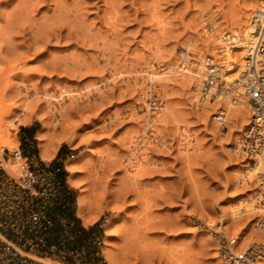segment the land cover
<instances>
[{"label": "rangeland", "instance_id": "rangeland-1", "mask_svg": "<svg viewBox=\"0 0 264 264\" xmlns=\"http://www.w3.org/2000/svg\"><path fill=\"white\" fill-rule=\"evenodd\" d=\"M258 1L0 0L2 129L18 150L29 144L40 159L36 137L47 124L44 142L69 151L45 162L62 166L66 182L64 157L81 154L71 162L81 186L66 183L72 205L59 215L53 243L105 259L107 239L121 264H227L220 256L223 238L239 236L233 252L264 246V232L256 230L260 207L249 208L261 191L255 176L242 185L252 166L235 150L246 126H226V119L224 132V125L216 128L218 94L213 101L194 97L196 84L186 85L176 72L206 35L232 34L226 28L243 12L250 23ZM235 85L224 86L228 100L239 96ZM25 103L36 111L26 143ZM152 128L157 133L150 136ZM140 135L145 138L133 148ZM13 152L0 147L5 168ZM129 159L143 167L134 185ZM80 193L97 216L88 226L77 217Z\"/></svg>", "mask_w": 264, "mask_h": 264}, {"label": "built area", "instance_id": "built-area-1", "mask_svg": "<svg viewBox=\"0 0 264 264\" xmlns=\"http://www.w3.org/2000/svg\"><path fill=\"white\" fill-rule=\"evenodd\" d=\"M249 24L250 45L237 83L252 112L249 124L242 130L238 150L249 165L257 167L255 178L264 199V5L254 10ZM204 67L207 70L198 88L200 98L213 101L217 92L228 96L229 89L224 88L212 57L206 58ZM224 119L223 112L212 115L217 124ZM226 129L224 125L221 131ZM13 158L20 159L17 174L0 163V264H45L38 258L68 260L69 264H108L102 256L86 259L79 250L66 252L61 244L53 243L59 215L71 208L73 200L62 176L63 167L34 155L23 156L21 150L14 151ZM261 206L264 208V201ZM258 224L264 229V215ZM236 240H221L220 256L227 264H253L264 256V246L255 244L245 251L233 252Z\"/></svg>", "mask_w": 264, "mask_h": 264}, {"label": "bare ground", "instance_id": "bare-ground-1", "mask_svg": "<svg viewBox=\"0 0 264 264\" xmlns=\"http://www.w3.org/2000/svg\"><path fill=\"white\" fill-rule=\"evenodd\" d=\"M262 5H264V0H259L257 7H260ZM241 12H243V11H241ZM240 14L241 15H239L233 21L230 19L231 22L228 25V27L226 28V29L229 30L228 32L232 33V34H230L231 36L228 35V34H224V35L221 36V38H218L215 33L209 31V32H211V34L206 35V39L207 40H206L205 43H202L201 44V46H200L201 48H199L197 45L195 47L192 46L190 48V52L193 54L194 57L193 58L191 57V59L189 61H185L183 59V63H184V64L182 63L183 64V67H181V68L179 67L180 68L179 69L180 71L179 70H177V71L175 70L176 72H178L177 73L178 74L177 76L182 77L183 78L182 80L187 82V83H185L186 85L187 84H191V83H193V85H194V83L196 84L197 90H194L195 91L194 97H195L196 94L198 93V86H200L199 84L202 81L201 79L203 78V75H204V73H206V70H207L204 67L205 66V62H206V58L202 62V60H203L202 59V56H204L205 52H208L207 55L209 57H212L215 60V63L217 64V66L219 67L220 72H219L218 76H219L221 82L225 86H231L234 83L236 84L233 87H236L237 91L239 92V96H237V98L229 99L228 100V96H227L226 92H224L223 94L220 93V92H217L216 93V94H218V96L215 98V100H216V102H218V104H219L218 106L220 108V111L223 112L224 118H225L224 119V123L217 124L216 125V128L222 127L225 124V121L227 122V120H228V122H227V125L226 126H231V125H233V124H235V123H237L239 121L241 122V123L239 122L240 125L243 124V126H247L249 124L247 118H248V116L250 117L251 112H252L251 111V106H250L249 102L246 101L247 100L246 99L247 97H246V94L243 92L242 86L237 83V80H240L239 73L241 72V70L243 68V61H244V57L246 55V50H247V48L250 45V39H251V35L250 34L252 32V29H251L250 24L248 22L250 13L249 14H246L245 12H243V13H240ZM196 47H198V48H196ZM184 57H185V55H184ZM181 58H182V56H181ZM188 63H190L189 66L187 65ZM202 63H204V65ZM175 71H174V73H175ZM241 94H244V96H242ZM76 97H78V96H76ZM197 98H196V102L198 101ZM206 100H207V98H206ZM29 104H31V103H25L23 105V108H22V111H21L25 115L24 119H21V120H23V122L22 121L21 122L23 124H25V125L29 124L32 121V118H34L33 116L36 113L35 108L32 107L31 105L29 106ZM49 111L51 112V114H53L54 111H58V109H56V108H52V109L49 108ZM50 126H51V124H50ZM47 129H48V125L45 124V123L42 124V128L38 132L37 137H36L40 141V145H39V158H40V160H42L44 162L51 160L52 157L54 156V154L57 151V145H54L53 143H45L44 142V137L45 136H44L43 132H44V130H47ZM7 130L2 129V126L0 125V147L1 148H6V149H9V150L17 151L18 150V141L16 139H14V138L13 139L10 138V134L7 132ZM9 130H11V129H9ZM151 131H152L151 132L152 134L150 136H153V135H155L157 133L155 130H153V128H152ZM233 131H235V130H233ZM142 138H145L144 135H140V136L136 137V139H134V140L131 141V143H130V144H132L131 146L133 148H134V146L136 147V145L138 144V142H141ZM183 145L186 148L185 143H183ZM235 150H236V153L239 152L238 146L235 147ZM136 152H138V151H136ZM133 153H135V152H133ZM133 153L131 152V156H132ZM80 155L81 154L79 153L76 156H74L72 158H69V159H67L65 161V163H66V169H67V171L70 174L68 176V178H67V183L71 187L76 188V189H79L81 185H79V183L75 179L76 170H75V167L73 166V164L71 162L74 159L79 158ZM128 158H130V157H128ZM114 160H113V164L116 162V159H114ZM141 160H143V157L139 159L140 162H142ZM118 161H117V163H119ZM125 161H124L125 167H127V169L129 170V172L134 175L133 176L131 174L132 175V177L130 176L131 180L133 178H135V177L138 179L137 176L140 175L141 173L144 175V173L142 172L143 167H142V165L140 166V163H137V161H135V162L134 161H130V159L127 160L126 162ZM144 161H146V159H144ZM19 164H20V159L13 158L11 161H9L7 167L9 168V170L11 172H13L14 174H17L18 173V165ZM116 166L119 167L117 164H116ZM256 170H257V167H251L248 175H245L244 174L245 177L243 176L244 178L243 177H242L243 179L241 178L242 179V181H241L242 185L248 184V183H250V182L253 181L254 176L256 175ZM136 182H139V181H136ZM134 183L135 182L133 181V185H134ZM81 193L78 194V197L76 199L77 200V217L82 220L83 226H88V225H90L91 223H93L96 220L97 216H93L92 215L91 210H90V208L88 206L87 200H86L85 196H83V194H81ZM259 194H260V192H259ZM260 199L261 198H259V200H257L258 202H256L255 204L253 203L254 205L253 206L251 205L249 208L252 207V210L254 208L256 210L257 207H260V209L259 208L258 209H259V211H261L262 215H264V210H262V206H261L262 200L260 201ZM247 211L249 212V210L246 209V212ZM243 212H245V211H243ZM237 216H239L238 218L240 219V215H237ZM234 218H236V216H234ZM239 219L236 218L235 220H239ZM235 222H237V221H235ZM256 230H258L260 232H264V229L260 228L259 226H258V229H256ZM261 234H264V233H261ZM238 237H237V239H238ZM212 238L214 240H218L219 236H213ZM109 245H110V242H109V240L106 239L105 242H104V252H103V254L105 256V259H106L107 263L108 264H121L119 262L117 256L114 255L112 253V251L109 249ZM38 260L43 261V259H39V258H38ZM168 263L169 262H167V264ZM56 264H59V263H56ZM253 264H264V258L258 257Z\"/></svg>", "mask_w": 264, "mask_h": 264}, {"label": "crops", "instance_id": "crops-1", "mask_svg": "<svg viewBox=\"0 0 264 264\" xmlns=\"http://www.w3.org/2000/svg\"><path fill=\"white\" fill-rule=\"evenodd\" d=\"M32 132H33L32 124H28V125L24 126V133H23V136H24L25 138H24L23 141H24L25 143L28 142L29 139H32V138H33V136H32ZM24 146L30 147L29 144H27V145L24 144ZM65 149H67L66 151H69V148H64L63 146H60V147L57 149L55 156L63 155V152H64ZM22 152H23V151H22ZM68 157H69V155H66L64 158L69 159ZM67 159H66V160H67ZM56 161L58 162L59 160H56Z\"/></svg>", "mask_w": 264, "mask_h": 264}, {"label": "trees", "instance_id": "trees-1", "mask_svg": "<svg viewBox=\"0 0 264 264\" xmlns=\"http://www.w3.org/2000/svg\"><path fill=\"white\" fill-rule=\"evenodd\" d=\"M32 136H33V132H32ZM31 155H35V151L32 148H27L25 151H23V156H31ZM64 173V171L62 172V174Z\"/></svg>", "mask_w": 264, "mask_h": 264}]
</instances>
